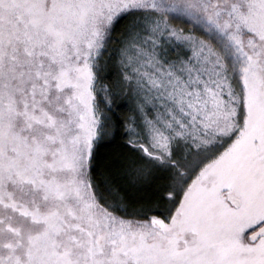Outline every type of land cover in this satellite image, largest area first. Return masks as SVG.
Returning a JSON list of instances; mask_svg holds the SVG:
<instances>
[{"label": "snow or ice", "instance_id": "obj_1", "mask_svg": "<svg viewBox=\"0 0 264 264\" xmlns=\"http://www.w3.org/2000/svg\"><path fill=\"white\" fill-rule=\"evenodd\" d=\"M0 264H264V0H0Z\"/></svg>", "mask_w": 264, "mask_h": 264}, {"label": "trees", "instance_id": "obj_2", "mask_svg": "<svg viewBox=\"0 0 264 264\" xmlns=\"http://www.w3.org/2000/svg\"><path fill=\"white\" fill-rule=\"evenodd\" d=\"M102 152L105 151L104 149L101 150Z\"/></svg>", "mask_w": 264, "mask_h": 264}]
</instances>
